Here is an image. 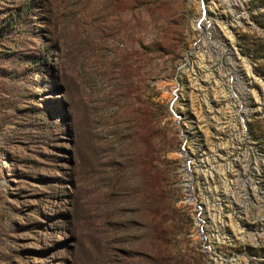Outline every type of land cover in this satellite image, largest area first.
Returning <instances> with one entry per match:
<instances>
[{
  "label": "rangeland",
  "instance_id": "1",
  "mask_svg": "<svg viewBox=\"0 0 264 264\" xmlns=\"http://www.w3.org/2000/svg\"><path fill=\"white\" fill-rule=\"evenodd\" d=\"M0 264H264V0H0Z\"/></svg>",
  "mask_w": 264,
  "mask_h": 264
},
{
  "label": "built area",
  "instance_id": "2",
  "mask_svg": "<svg viewBox=\"0 0 264 264\" xmlns=\"http://www.w3.org/2000/svg\"><path fill=\"white\" fill-rule=\"evenodd\" d=\"M181 153L183 154L182 157V162H181V166L179 168V170H183V177L182 179H188V190H184L189 192V183H190V165H189V160L187 155L184 153V148L182 147V151ZM192 197V195H190L189 193L184 196V198H186L187 200H190ZM194 206H196V216H197V231H200V234H204V231H212L215 233H209L207 235H205V241L208 244V251H207V255L211 258H213L214 256H216L215 254V250H213V248L211 247V243L206 241L209 237H211L214 234H218V231H225L226 229H230V228H226L229 227L228 225H230V223H223L220 222L219 220H216L214 216L211 217L210 213L207 211V209L203 208V204L200 202H193L192 203Z\"/></svg>",
  "mask_w": 264,
  "mask_h": 264
},
{
  "label": "bare ground",
  "instance_id": "3",
  "mask_svg": "<svg viewBox=\"0 0 264 264\" xmlns=\"http://www.w3.org/2000/svg\"><path fill=\"white\" fill-rule=\"evenodd\" d=\"M186 184H187V182H186V180L184 179V187H186Z\"/></svg>",
  "mask_w": 264,
  "mask_h": 264
}]
</instances>
